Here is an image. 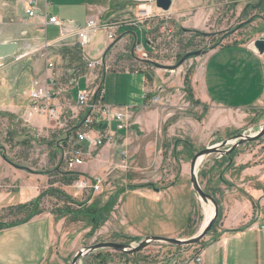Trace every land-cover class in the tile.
Instances as JSON below:
<instances>
[{"label": "rangeland", "instance_id": "obj_1", "mask_svg": "<svg viewBox=\"0 0 264 264\" xmlns=\"http://www.w3.org/2000/svg\"><path fill=\"white\" fill-rule=\"evenodd\" d=\"M122 1V5L131 9L128 19L121 21L127 20L132 27H137L138 39L128 38L108 53L107 64L95 68L97 78L91 91L100 94L103 89V102L110 107L141 105L143 79L125 73L127 70L146 74L156 87L148 93L144 106L134 109L136 113H131L129 119L126 117L124 136L114 137L110 146L95 149L91 156L88 153L85 165L71 171L82 174L79 180L101 179L100 191H82L75 187L76 181L69 185L62 182L61 172L68 171L62 162L61 150L56 146L64 145L63 140H67L66 134L72 132L68 131L71 128L44 137L15 118L0 119V147H7L3 155L9 163L4 161L0 168V190L12 194L10 197L17 202L19 192L15 191L22 185L26 187L31 180L41 183L39 196L21 204L24 208L16 205L1 210L0 221L5 225H20L34 219L46 218L51 223L54 220L55 236L42 264H71L80 249L102 242L138 244L144 237L126 238L129 235L123 231L121 235L115 234V230L120 229L124 203L129 217L132 214L133 223L146 233L162 226L169 231L177 230L192 216L188 234L196 233L207 217L205 205L195 194L193 200L192 191L184 183L180 181L161 196L139 192L164 190L180 176L189 178L190 164L197 151L238 134H255L264 124V100L250 108L222 111L197 99L191 81L192 73L214 52H222L213 59L214 63L223 60V55L234 56L231 63L235 68L242 65L244 52H257L254 42L264 37V0H174L169 12L158 9L156 0ZM118 36L116 33L115 40ZM203 50L208 53L190 58L172 70L146 62L176 67L187 53ZM143 53H148V58ZM85 67L92 69L88 62ZM161 86L165 91L159 89ZM50 105L54 106L53 101ZM113 128L119 132L115 124ZM263 152L264 137L238 147L230 156L205 157L198 168L202 187L220 205L223 196L219 174L223 167L234 163L240 155ZM11 164L32 173L26 170L24 178L16 179L13 174L22 176V173L13 171ZM7 166L9 174L4 171ZM98 168L100 171L93 173ZM90 209L108 217L98 229H94L87 216ZM220 222L221 211L210 233L195 245L175 247L156 242L135 255L102 250L87 255L78 264H128L130 261L138 264L146 258V262L155 264L167 258L179 261L178 257H185L187 253L195 256L207 240H212ZM198 223L200 228L196 230L194 226Z\"/></svg>", "mask_w": 264, "mask_h": 264}, {"label": "crops", "instance_id": "obj_2", "mask_svg": "<svg viewBox=\"0 0 264 264\" xmlns=\"http://www.w3.org/2000/svg\"><path fill=\"white\" fill-rule=\"evenodd\" d=\"M29 2H34L37 16L26 21L25 10ZM122 3V0H0V43L16 42L19 45L14 56L0 59V119L15 118L37 135L44 137L65 128H78L85 116V111L77 103L78 93L93 90L97 78V69L85 67L87 62L101 60L102 65L107 64L106 56L113 48L123 45L128 38L134 41L138 39L137 27H132L127 20L121 21L128 19L131 9ZM49 17H56L59 23H48ZM92 18L102 24L117 25L119 41L110 40L108 32L99 28L91 35L88 46L81 48L77 35ZM244 53L243 63L239 68H235L231 63L234 58L232 55H223V60L218 63H214L213 59L222 55V52L209 55L191 75L197 99L222 111L246 109L262 102L264 54L260 55L255 51ZM50 64L54 67L50 68ZM124 72L143 79L141 105L112 106L129 119L131 113H136L134 109L138 110L144 106L148 93L156 87V83L138 71ZM105 74L106 72L104 76ZM51 76L56 77L59 86L66 90L53 100V105L61 116H58L59 120L51 118L49 113L41 114L36 108V103L28 97L36 84L47 87ZM159 89L165 91L162 86ZM68 99L71 100L70 105L66 104ZM125 132V129L115 131V138L124 136ZM110 143L106 146H110ZM6 149V146L0 147V168H3L4 161L8 163L6 155H3ZM94 151L95 149H92L89 156ZM12 168L13 171L22 173V176L13 174L16 179L25 177L27 169L21 170L23 168L14 165ZM4 171L9 174V167H5ZM99 171V168L94 169L93 173ZM221 171L223 172L219 174V188L223 199L220 201V227L214 238L201 246L202 260L197 264H264V152L240 155L234 163L231 162ZM180 181L193 192L190 176H180L167 189L154 192L143 190L139 193L149 196L156 193L161 196L171 191ZM208 181L206 179L205 183ZM40 184L39 181L31 180L26 187L22 185L19 191H15L19 192L17 202V199L10 197L12 194L0 190V211L25 204L39 196ZM170 208L166 211L168 214L171 213ZM193 209L195 211V206ZM120 216V229H116L115 234L123 231V234L129 235L126 238L164 236L185 239L201 230L192 235L188 234L194 217L192 216L177 230L169 231L167 227L162 226L146 233L133 223L132 214L129 217L125 203ZM52 223L54 224V220ZM52 223L49 219L42 218L11 228H0V264H42L50 253L55 236ZM199 226L198 223L194 228L197 230ZM35 252L37 254L34 255ZM184 256L178 257L179 261L172 259L170 263L158 261L156 264H188L193 258V255L188 256V253ZM146 261L147 258L138 264H155ZM128 264L136 263L130 261Z\"/></svg>", "mask_w": 264, "mask_h": 264}, {"label": "built area", "instance_id": "obj_3", "mask_svg": "<svg viewBox=\"0 0 264 264\" xmlns=\"http://www.w3.org/2000/svg\"><path fill=\"white\" fill-rule=\"evenodd\" d=\"M26 21L37 16V11L34 8V2H29L25 10ZM1 21V19H0ZM48 23L57 24L59 21L56 17H49ZM99 28L108 32L110 40L116 39L117 25L102 24L96 19H89L86 26L80 30L77 35V41L81 48L85 49L90 43V37L95 34ZM141 51V49H138ZM145 58H148V53H143ZM101 60H91L88 62V67L96 68L101 65ZM53 68V64L49 65ZM66 90L61 88L58 84L57 78L51 76L47 87H40L38 84L29 92L28 96L32 102L36 103V108L40 113H49L51 118L59 120L60 115L58 110L50 105V102L58 95L64 94ZM105 91L102 89L100 94L94 91L83 90L80 91L77 98V103L80 108L85 111L84 119L81 121L78 129L68 130L71 132L66 135L68 144L60 146L61 159L64 162L67 171L71 172L75 168L84 165L85 157L92 149L104 147L111 142L115 137L113 125L117 127L118 131L126 128V117L118 109L104 104ZM157 100V99H156ZM41 102V105L38 103ZM45 102V103H44ZM71 100H66V104L70 105ZM60 116V117H58ZM100 126V128H98ZM73 134V135H72ZM102 180L97 178L93 181L81 179L74 183L75 187L84 191L87 189H94L100 191L102 189ZM203 252L198 249V252L188 262V264H197L202 260Z\"/></svg>", "mask_w": 264, "mask_h": 264}, {"label": "water", "instance_id": "obj_4", "mask_svg": "<svg viewBox=\"0 0 264 264\" xmlns=\"http://www.w3.org/2000/svg\"><path fill=\"white\" fill-rule=\"evenodd\" d=\"M174 0H156V6L158 9L163 12H169L172 8ZM254 47L260 55L264 54V37L259 38L254 42ZM19 49V45L16 42L0 43V59L10 56H14ZM207 50L189 52L187 53L179 62L178 66H164L152 61H146L151 63L154 66L160 69L172 70L181 66L185 61L190 58L198 57L207 54ZM264 137V124L259 128V131L255 134H238L231 137L228 140H224L221 143L207 147L203 150H199L194 155L191 164H190V182L192 185V190L194 194L201 199L204 204L212 205L214 208L213 216L210 220L203 225L201 230L190 238L179 239V238H170L164 236H147L142 238L138 244L134 245L131 243H120V242H102L92 246L84 247L80 249L77 254L74 256L71 264H78L84 257L89 254H92L96 251H114L117 253H122L126 255H135L142 252L148 246L153 243L160 242L165 243L175 247H184L200 243L206 238L214 227L216 221L218 220L220 214V205L218 200L211 194L207 193L202 187L199 178H198V168L201 161L210 155H220V156H230L238 147L257 141ZM6 159V158H5ZM17 167V166H16Z\"/></svg>", "mask_w": 264, "mask_h": 264}, {"label": "trees", "instance_id": "obj_5", "mask_svg": "<svg viewBox=\"0 0 264 264\" xmlns=\"http://www.w3.org/2000/svg\"><path fill=\"white\" fill-rule=\"evenodd\" d=\"M187 81H189V80H187ZM98 128H100V126H98ZM78 128H76V130H77ZM63 144L65 145V144H67V140L65 139V140H63ZM60 146H62V145H58V146H56L57 147V149L60 147ZM60 149V148H59ZM228 159H231V158H229V157H227ZM61 174H62V182H63V184H65V185H69V184H72L74 181H77V180H79V178L82 176V174H80V173H75V172H61ZM21 207H23L24 208V206L23 205H21ZM91 210V209H90ZM94 211V210H93ZM93 211L91 210V211H89L88 213L89 214H87V216H89L90 218H91V221L93 222V227H94V229H98L99 228V226H100V224H102V223H104L107 219H108V217L106 216H104V214H103V212H101V211H98L97 213H93ZM23 223H25V222H23ZM23 223H21V224H23ZM18 224H16V225H5V224H2V221H0V228L1 229H3V228H11V227H14V226H17ZM241 230V229H240ZM237 231H239V230H237ZM124 255V254H123ZM165 259V258H164ZM166 262L167 263H170L171 262V259H169V258H167L166 259Z\"/></svg>", "mask_w": 264, "mask_h": 264}, {"label": "bare ground", "instance_id": "obj_6", "mask_svg": "<svg viewBox=\"0 0 264 264\" xmlns=\"http://www.w3.org/2000/svg\"><path fill=\"white\" fill-rule=\"evenodd\" d=\"M205 206V210H206V216H207V218H206V220H205V223H207L209 220H210V218L213 216V212H214V208H213V206L212 205H207V204H204ZM204 223V224H205Z\"/></svg>", "mask_w": 264, "mask_h": 264}]
</instances>
